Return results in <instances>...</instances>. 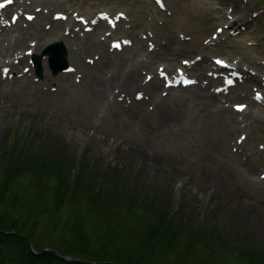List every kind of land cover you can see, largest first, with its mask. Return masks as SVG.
<instances>
[{"label":"rangeland","instance_id":"rangeland-1","mask_svg":"<svg viewBox=\"0 0 264 264\" xmlns=\"http://www.w3.org/2000/svg\"><path fill=\"white\" fill-rule=\"evenodd\" d=\"M43 1L26 0L22 25L32 34L44 29L43 43L62 42L68 53L75 48L81 68L73 73V61L67 60L70 70L54 76L45 57L43 77L38 78L30 56L20 65L12 64L21 72L14 83L0 81V163L21 141L58 157L65 166L79 163L98 186L103 180L105 185H121L137 205L165 202L169 216L175 213L172 228L167 226L171 230H192L194 238H228L235 249L264 247L263 0ZM5 2L0 0V5ZM50 11L70 23L71 37L55 41L56 28H44ZM102 16L116 23L113 35L93 25ZM4 33L0 46L8 32ZM147 37L154 53L167 52L176 59L173 74L178 68L190 84L198 81L211 93L216 90L212 75L225 80L227 90L215 95L222 98L219 109L227 112L181 125L177 102L162 107L156 101H136L135 95L117 109L100 111L90 86L96 81L101 51L83 49L84 42L106 39L117 50L124 44L136 52V43ZM219 60L226 72L214 64ZM155 61L153 67L160 70L168 66L167 58ZM194 61L193 69L183 70ZM179 82L172 86H184L187 80ZM226 96L230 102L223 101ZM239 106L249 113L244 111V123L233 129L237 116L230 112H239Z\"/></svg>","mask_w":264,"mask_h":264},{"label":"trees","instance_id":"trees-1","mask_svg":"<svg viewBox=\"0 0 264 264\" xmlns=\"http://www.w3.org/2000/svg\"><path fill=\"white\" fill-rule=\"evenodd\" d=\"M93 177L14 144L0 163V264H264L263 244L235 249L228 238L171 230L165 202L137 205Z\"/></svg>","mask_w":264,"mask_h":264},{"label":"bare ground","instance_id":"bare-ground-1","mask_svg":"<svg viewBox=\"0 0 264 264\" xmlns=\"http://www.w3.org/2000/svg\"><path fill=\"white\" fill-rule=\"evenodd\" d=\"M48 1L50 0L43 1V3ZM27 6L29 5H27L26 0H10V2L0 8V37L2 36V32H8L7 34L4 33L7 37L3 39V43H1L2 45L0 46V81L2 82H8L9 80L13 83L16 82L19 78L21 69L14 71L11 67L12 64L20 65L24 58L32 54H37V49L39 47L54 42L53 40H48L46 43L42 42L43 36L41 32L44 29L40 27L35 34L25 30V27L22 25V20L24 19V12ZM39 14L42 13L39 12ZM93 25L97 29L103 28L105 29L104 31H111L112 35L113 29L116 27V23H114L110 30L111 26H109L107 19L103 16L95 18L93 20ZM43 26L44 28H56L54 33L56 34L54 38L55 41L73 35L70 23L68 22L66 24L62 22L61 19L55 17L51 11L44 17ZM121 40V42L124 43L125 39L121 38ZM148 40V37L145 42L140 39L138 43H136L139 45V50L136 52L132 51L129 47H124V44L117 50L111 43L107 45L106 39L95 43L93 41L91 42L90 38H87L84 42L83 49L101 51V61L97 63L98 71L95 74L96 77H94L96 81H93V86H90L91 98L94 105L99 108L100 111L108 110L109 112L112 108L117 109L119 104L125 103L129 99L131 101V97L135 95L136 101L142 103H145L144 100H148V102L151 101L152 103L156 101L155 103L159 105L162 104V107H166L170 102H177L176 109L179 115H181V119L179 120L180 122L182 121L181 125L190 126L198 122L205 115L227 112L225 109H219L221 108L222 98L215 95L216 93L226 91L228 88L227 86L220 87L224 84V80L221 77L212 75L216 83V90L213 92L211 91V93L208 89H202L198 81H194L193 84L187 83L185 86H172V83L180 78V75L177 74L178 68L176 69V74H173L175 70L174 65L176 64L174 62H177L176 59L168 57L167 52L163 55H160L159 52L154 53ZM104 43L106 45H104ZM143 47L145 48L144 50ZM146 47H148V49ZM107 55H109V57ZM142 56L149 58L144 60ZM158 58H167L168 66H165L162 70H160V66L153 67V62H156L155 60ZM66 60L73 61V68L71 66V71H73V73H76L81 68V64L79 65L78 63V53L75 48L69 51ZM196 63L197 62L194 61L188 66L184 65L183 70L186 71L188 68L193 69ZM177 65H179V63ZM208 66L210 69H216V67L212 66L209 62ZM179 68H181V66ZM4 69H7L5 74L2 72ZM221 70L226 72L225 69ZM162 72H167L168 76L162 77ZM199 74L200 73L197 75ZM214 76L216 77L214 78ZM88 77L90 76L87 75L88 82L90 83L91 79ZM83 78L86 80V77L82 74L81 79ZM230 99L232 98L226 96L223 101L230 102ZM182 102H184V104H180ZM245 109L246 107L239 112H230L232 117H235V115L237 116V118H234L232 121L233 129H239L240 125L244 123L243 121L245 120L242 114L244 111V115L249 113V111ZM238 117H241L240 121L237 120Z\"/></svg>","mask_w":264,"mask_h":264},{"label":"water","instance_id":"water-1","mask_svg":"<svg viewBox=\"0 0 264 264\" xmlns=\"http://www.w3.org/2000/svg\"><path fill=\"white\" fill-rule=\"evenodd\" d=\"M43 55L49 56V67L52 73L55 75L58 72H62L68 69V63L66 61V50L62 44H53L49 46L43 53ZM41 56L35 58V64L37 67V75L41 77Z\"/></svg>","mask_w":264,"mask_h":264},{"label":"snow or ice","instance_id":"snow-or-ice-1","mask_svg":"<svg viewBox=\"0 0 264 264\" xmlns=\"http://www.w3.org/2000/svg\"><path fill=\"white\" fill-rule=\"evenodd\" d=\"M9 2H10V0H9Z\"/></svg>","mask_w":264,"mask_h":264}]
</instances>
